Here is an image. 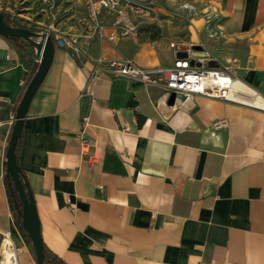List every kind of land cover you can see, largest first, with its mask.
I'll list each match as a JSON object with an SVG mask.
<instances>
[{"label":"crops","instance_id":"0c3cea01","mask_svg":"<svg viewBox=\"0 0 264 264\" xmlns=\"http://www.w3.org/2000/svg\"><path fill=\"white\" fill-rule=\"evenodd\" d=\"M153 1L209 8L215 18L208 27L201 16L191 18L181 44L162 33L151 37L147 27L112 42L97 40L85 25L55 28L79 53L71 56L53 40L16 151L41 241L64 264H264V0ZM188 47L220 63L235 57L247 89L238 100L256 107L194 95L190 110L162 120L152 107L160 89L106 71L89 77L98 57L169 67ZM35 64L33 51L0 36V234L8 233L18 264L35 258L8 200L4 160L23 74ZM216 119L226 125L214 129Z\"/></svg>","mask_w":264,"mask_h":264},{"label":"built area","instance_id":"2783aa9c","mask_svg":"<svg viewBox=\"0 0 264 264\" xmlns=\"http://www.w3.org/2000/svg\"><path fill=\"white\" fill-rule=\"evenodd\" d=\"M56 1L81 7L85 14L84 25L91 30L97 40L107 42L136 38L139 30L152 25L162 10L153 0H38L42 6H45L50 16H53L52 9ZM5 8L6 6L0 11L9 16ZM178 9L189 23L194 16H201L205 27H208V23L215 18V13L209 8H201L197 12L190 6L182 5ZM103 18H108L109 21L106 23ZM54 31L52 24H48L45 28V33L48 35ZM209 33V36L213 35L212 32ZM51 36L57 47L65 48L71 56H77L79 47L73 39L64 40L55 33ZM168 47L171 51H176L173 43H170ZM182 52L185 57L178 58L174 55L172 65L169 67L145 68L128 60L106 61L98 57L93 62L89 77L92 78L93 74L98 71H106L112 77L124 78L144 88L160 89L159 95L152 102V107L162 120H166L176 109L190 110L194 104V95L239 101L226 95L235 82H241L237 74L239 68L235 57H229L220 63L200 47H188ZM209 61H214L216 66L208 67ZM244 104L256 107L249 103ZM86 119L87 116L83 114L81 116L82 125H85ZM225 125L224 119L211 121L214 129H220ZM81 148L82 151L85 150L83 139H81ZM93 158L94 156L88 157L87 162L92 163ZM9 240L6 231L0 234V244L8 241L5 242V249L9 252V264H18L17 249Z\"/></svg>","mask_w":264,"mask_h":264},{"label":"water","instance_id":"95a60500","mask_svg":"<svg viewBox=\"0 0 264 264\" xmlns=\"http://www.w3.org/2000/svg\"><path fill=\"white\" fill-rule=\"evenodd\" d=\"M0 36L19 38L27 42L33 49L34 56L38 60L36 69L31 79L23 89L17 105L14 110V119L7 147L5 150V175L11 180L9 194L14 197V192L20 200V208L17 214L20 218V226L26 233L33 248L35 264L42 263V241L39 230V223L36 216L35 206L31 192L27 189V183L20 178V168L15 161V144L20 135L23 118L28 103L33 96L35 90L41 83L51 62L53 52V42L48 34H38L23 27H10L3 21L2 13H0ZM197 49V48H196ZM175 57L183 58L184 53L177 52ZM208 67H215L214 61L207 63Z\"/></svg>","mask_w":264,"mask_h":264},{"label":"rangeland","instance_id":"374dc122","mask_svg":"<svg viewBox=\"0 0 264 264\" xmlns=\"http://www.w3.org/2000/svg\"><path fill=\"white\" fill-rule=\"evenodd\" d=\"M4 6L9 14L8 20L15 27H23L32 32H42L48 24H52L54 28L64 32H72L84 27V11L79 6L56 1L52 9L53 16L47 14V9L38 0H0V9H4ZM160 7L162 10L158 19L148 26L145 32H148L151 37H158L162 33L170 42L178 44L187 41L189 22L185 19L184 14L180 13L178 7L172 9L166 4ZM172 27L173 29H171Z\"/></svg>","mask_w":264,"mask_h":264},{"label":"trees","instance_id":"16d2710c","mask_svg":"<svg viewBox=\"0 0 264 264\" xmlns=\"http://www.w3.org/2000/svg\"><path fill=\"white\" fill-rule=\"evenodd\" d=\"M2 17H3V21L5 22V24H7L10 27H15V25H13V23H11L8 20V18L5 14H2ZM49 37H50V40L53 42L52 36L49 35ZM4 38L7 39L8 41H10L13 44V46L15 47V49H17L18 51H25L26 49H29L31 52L33 51L32 47L27 42H25L24 40H21L19 38H13V37H4ZM36 66H37L36 64L33 65L28 72H25L23 74V83H24L23 87L26 86L28 81L31 79V77H32V75L36 69ZM18 140H19V137L16 141L15 148H14L16 164H17L16 151H17ZM20 171H21V169H20ZM20 178H22L26 182L22 171L20 174ZM3 183L5 186L6 192H7V196H8V200H9L11 209L14 212L15 219L20 225V218H19V215L17 214V210L20 208V200H19V198L15 192H14V197H11L9 194V189L11 187V180L8 176L5 175V167H4ZM27 189L29 190L28 185H27ZM42 253H43V256H42V263L43 264H64L63 261H61L60 259H57L55 256L50 255V253L47 251V249L45 248L43 243H42Z\"/></svg>","mask_w":264,"mask_h":264},{"label":"bare ground","instance_id":"6f19581e","mask_svg":"<svg viewBox=\"0 0 264 264\" xmlns=\"http://www.w3.org/2000/svg\"><path fill=\"white\" fill-rule=\"evenodd\" d=\"M241 90H247L246 87L243 85V83L241 82H235L231 89L227 92V96L228 97H231V98H234V99H242L240 98L243 94V92H241ZM248 96V95H247ZM257 97V96H256ZM242 101V100H241ZM244 101V99H243ZM10 241V240H9ZM5 242H8V241H4L1 243V247L3 246L2 248V251H3V262L5 264H9L10 262V259H9V252L5 249Z\"/></svg>","mask_w":264,"mask_h":264}]
</instances>
